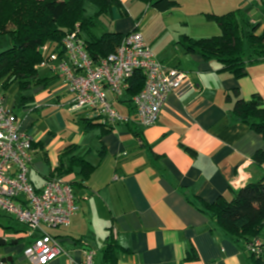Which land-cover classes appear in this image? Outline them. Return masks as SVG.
Listing matches in <instances>:
<instances>
[{"label": "crops", "instance_id": "0c3cea01", "mask_svg": "<svg viewBox=\"0 0 264 264\" xmlns=\"http://www.w3.org/2000/svg\"><path fill=\"white\" fill-rule=\"evenodd\" d=\"M119 1L100 17L95 34L136 30L162 63L188 75L154 125L141 126L121 103L124 96L113 105L127 121L114 129L89 122L87 111L71 109L73 93L52 73L47 86L20 92L13 102L3 92L21 131L34 138L30 182L40 190L48 179L61 178L76 198L70 225L45 229L65 250L49 264H83L87 250L95 251V264H256L204 205L220 197L231 202L239 190L264 180V158H255L264 151V137L232 115L238 98L257 95L264 103V61L248 64L247 75L237 79L220 62L183 46L185 38L219 35L208 15L241 10L242 3L178 0L161 12L141 0ZM248 21L264 31L263 10L260 19ZM70 146L77 149L67 154ZM72 156L93 167L89 176L79 164L72 167ZM2 212L0 240L7 244L0 246V264H32L24 252L40 233L29 236L26 226ZM259 239L264 242V224Z\"/></svg>", "mask_w": 264, "mask_h": 264}, {"label": "trees", "instance_id": "16d2710c", "mask_svg": "<svg viewBox=\"0 0 264 264\" xmlns=\"http://www.w3.org/2000/svg\"><path fill=\"white\" fill-rule=\"evenodd\" d=\"M141 1L161 12L170 11L179 4L178 0ZM89 3L96 7V12L88 17L86 13ZM114 6L120 7V1L0 0V35L8 34L11 40V47L0 53L2 92H7L15 84L20 92L47 86L51 73L41 74V69L36 68L46 58L41 47L48 45L50 52L62 55L63 40L67 34L77 29V25L85 48L94 61L115 53L125 37L124 34L112 31L104 32L101 36L95 34L100 17L108 16ZM208 17L218 25L220 34L204 39L185 38L183 46L188 53H197L208 61L220 62L223 71L237 79L247 75L248 64L264 61V31L258 33L261 24L246 20L242 10ZM144 85L145 76L141 70H135L128 79L125 100L121 102L132 113L136 114L133 99L142 91ZM235 92L238 94L239 91ZM232 115L235 121L249 125L264 137V103L259 96L254 95L249 100L238 98ZM86 120L108 129L115 127L98 118ZM76 149L70 146L67 154ZM255 158H264V151L256 154ZM70 162L72 167L79 164L85 176L93 171L92 166L75 156L70 158ZM204 208L217 217L228 232L246 248L250 240L259 239L264 224V180L242 188L231 202L220 197L213 204H205ZM110 239L113 246V238ZM252 257L256 264H264V255L260 258Z\"/></svg>", "mask_w": 264, "mask_h": 264}, {"label": "built area", "instance_id": "2783aa9c", "mask_svg": "<svg viewBox=\"0 0 264 264\" xmlns=\"http://www.w3.org/2000/svg\"><path fill=\"white\" fill-rule=\"evenodd\" d=\"M63 54L41 47L46 58L36 67L60 76L73 93L72 110L87 111L90 119L117 125L127 118L119 114L114 99L124 96L128 79L135 70L145 76L142 91L134 97L138 123L143 127L154 125L171 93H180L188 75L162 63L145 41L133 30L125 35L115 53L94 61L79 35V28L63 40ZM34 153V138L21 131V122L6 104L0 88V210L11 214L29 229V236L39 232L25 249L32 264H49L65 254L61 243L47 233L45 227H67L78 211L71 186L61 178H50L37 188L28 174ZM246 251L260 258L264 242L252 239ZM95 251L87 250L83 264H95Z\"/></svg>", "mask_w": 264, "mask_h": 264}, {"label": "rangeland", "instance_id": "374dc122", "mask_svg": "<svg viewBox=\"0 0 264 264\" xmlns=\"http://www.w3.org/2000/svg\"><path fill=\"white\" fill-rule=\"evenodd\" d=\"M219 0H215L213 2V6H217ZM240 4L242 3L241 7L238 6L236 9H241L243 11V16L246 20H250L252 17L260 19L262 10L264 11V0H240ZM215 8V7H214ZM95 7L89 3L87 5V16H91L94 14ZM228 12V11H227ZM251 17V18H250ZM79 25H77L78 27ZM11 47V40L8 34H1L0 35V53L7 50ZM8 97L11 102L14 100H18L20 97V91L18 86L15 84L13 85L8 91ZM0 215H5L2 211H0ZM1 220H5L4 217L0 218ZM27 228V227H26ZM45 229H49L45 227Z\"/></svg>", "mask_w": 264, "mask_h": 264}, {"label": "water", "instance_id": "95a60500", "mask_svg": "<svg viewBox=\"0 0 264 264\" xmlns=\"http://www.w3.org/2000/svg\"><path fill=\"white\" fill-rule=\"evenodd\" d=\"M64 33H66V30L65 29H63L62 30ZM7 243H6V241H4V240H0V246H5ZM7 259H2V262H5Z\"/></svg>", "mask_w": 264, "mask_h": 264}, {"label": "clouds", "instance_id": "9594fccd", "mask_svg": "<svg viewBox=\"0 0 264 264\" xmlns=\"http://www.w3.org/2000/svg\"><path fill=\"white\" fill-rule=\"evenodd\" d=\"M217 67H219V65H217Z\"/></svg>", "mask_w": 264, "mask_h": 264}]
</instances>
